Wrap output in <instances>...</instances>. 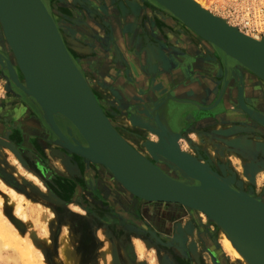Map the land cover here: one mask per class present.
Returning a JSON list of instances; mask_svg holds the SVG:
<instances>
[{"label":"rangeland","instance_id":"obj_1","mask_svg":"<svg viewBox=\"0 0 264 264\" xmlns=\"http://www.w3.org/2000/svg\"><path fill=\"white\" fill-rule=\"evenodd\" d=\"M95 1L91 6L85 0H47V5L65 45L69 48L73 46L75 50L79 49L75 57L76 63L83 70L89 89L115 130L128 144L132 139H138L142 143L146 140L157 142L158 138L154 131L157 125L152 116L156 113L154 106H157L159 99L164 95H170L180 101L188 99L199 104H210L211 102L201 103L200 97L189 98L184 90L188 87L194 93L202 91L206 85L203 78H210L214 81L217 90L212 99L217 97L221 88V98L224 99L226 112L231 115L203 121L201 118L208 117L205 115L207 112L200 111L203 116L199 118L193 116L188 128H185L182 126V121L188 122L192 112L199 110L194 106L191 115L184 114L183 110H188L187 106L183 107L184 102L176 104L167 100L158 110L159 117L172 129H176L175 132L178 134L176 142L182 151L195 156L197 151L195 149H199L201 153L213 157L219 165L222 164L220 166L229 167L232 171L241 170L242 175L236 174L231 185L249 189L254 197L262 199L264 197V126L257 124L247 115L238 113L245 111L241 109L238 111L233 101H236V96L240 94L241 100L245 99L250 104L247 103V106L251 110L252 106L254 111L259 112L260 115H255L264 121V89L258 86L252 87V96H248L251 100H247L245 89L254 85L255 80L248 74L242 73L244 69L240 68L239 64L227 58L213 44H207L196 36L156 1L117 0L118 3L113 1L110 3L113 5V12L110 14L100 6L101 1H98L99 3ZM203 1L210 12L237 26L243 16L246 14L251 16L250 11H244L248 5L254 12L259 8L261 11L264 10L260 5L254 6L258 0ZM136 3L138 7H134ZM100 11L105 12L106 17L111 21L104 19ZM263 12H260V19L256 17L257 15L253 17L261 30L259 34L261 37H264ZM129 15L131 17L128 18ZM119 18L123 20L122 22H127L129 19L134 21L137 18L139 23L136 29H132L133 26L127 28L131 29V31L127 30L128 35L124 40L127 58L122 55L113 36V31L115 33L117 27L112 29V26ZM90 22L94 23L95 27H91ZM119 32L121 33L120 29ZM68 33L71 38L68 37ZM136 33L142 36L140 39H144L145 42L147 40L154 42L152 43L157 46L155 48L166 57L169 69L164 71L160 67L162 64L160 54L152 50L149 60L139 63L138 56L144 45L134 46L132 41ZM0 36L3 40L1 27ZM140 39L139 37L137 39L139 43ZM147 43L153 46L152 43ZM8 50L10 51L9 48ZM216 50L219 51L218 55L215 54ZM128 59L135 64L137 74L131 71ZM13 61V65L21 75L20 84L24 87L22 74L14 57ZM219 61L223 64L221 69ZM217 63H220L218 67ZM150 66L152 68L148 71ZM173 77L176 82L172 80ZM127 85L131 88L130 91L126 88ZM143 107L149 110V114L141 111ZM171 116L179 118L181 123H177V120L176 124L172 123ZM228 128H232L233 133L224 135L216 132H221V129L229 131ZM237 136H242L241 142L247 141L249 151L253 152L250 155H255L249 161L252 162L250 168L239 161L245 156L240 150L243 145L238 148L225 141L229 137ZM243 136L246 139H243ZM9 145L13 150L6 146L0 147V150L3 148L2 150L6 152L5 160L3 161V157L0 156V162L6 169L7 176L14 180L18 188L0 176V264H12L10 256L16 259L17 264H235L232 256L224 251L217 239L213 238L205 214L192 211L179 203L138 198L126 191L106 169L107 173H105L101 164L73 152L68 151L66 156L63 150L61 152L53 149L48 153L47 163L50 167L53 165L49 161L58 163V168H61L65 177L72 179V175L75 173L78 175L79 169L75 166V162L73 164L70 161V157L80 158L85 166L95 168L93 174L105 175V180L113 191L116 190L120 194L122 189L133 198L132 201L127 202L125 211H122L123 209L117 211L109 204L103 205L100 199L94 202L92 193H90L91 197L80 196V202L83 204L74 202L72 196L67 200L62 199L59 194L63 196L67 192L70 193V181H59L55 185L54 182L57 180L48 167L38 163L40 173L32 171L26 166L14 145L12 143ZM59 153H62L61 156ZM44 157L46 159L45 155ZM148 160L161 165L165 173L175 175L184 182H196L183 176L173 166L167 168L164 164L167 162L162 157L154 160L153 157L148 156ZM64 164L70 165L74 174L70 173ZM28 173L36 176L41 184L30 180ZM243 180L250 187L244 188L247 184ZM63 183L65 184L61 188ZM8 187L22 195L21 203L8 192ZM169 209L172 210L171 215L165 217ZM180 210L182 213L179 212ZM153 213L157 220H165L166 234L163 235L151 228L148 217ZM64 245L70 251H68L69 257L62 253Z\"/></svg>","mask_w":264,"mask_h":264},{"label":"water","instance_id":"obj_2","mask_svg":"<svg viewBox=\"0 0 264 264\" xmlns=\"http://www.w3.org/2000/svg\"><path fill=\"white\" fill-rule=\"evenodd\" d=\"M154 1L168 9L170 14L177 16L181 22H185L190 30L195 28L205 34L210 43L220 49L224 55H226L225 51H228L235 58L245 60L264 55V51L258 47L241 44L231 39L228 34L215 26L213 18L203 13L190 0ZM1 24L35 94L23 88L10 69L11 79L26 96L31 97L37 104L44 123L57 137L61 134L55 129L52 118L54 114L48 110V105L55 107L58 111L56 114L63 116L69 122L85 144L84 146H77V149L82 152L81 157L101 165L102 163L105 164L107 168L103 167L121 186L123 185L125 190L127 189L126 191L131 190L151 201L181 203L195 206L221 220L248 221L257 225H264V204L223 183L208 168L195 161L187 153L181 154L176 142L177 132L159 117L158 110L167 100L176 104L180 102L192 104L199 111L213 114H207L208 117L201 120L216 119L222 115L229 116L231 114L226 112L224 99L221 98V88L217 97L210 104H199V102L188 99L180 101L170 95H164L157 102V106H154L156 113L153 114L152 118L157 125V129L154 131L158 140L155 143H149L152 157L156 159L162 157L169 165L180 171L183 176L197 183H178L163 172L156 176H145L141 169L143 161L139 158L140 156L138 157L137 153L121 139L103 116L86 83L82 82L78 85L73 82L72 73L75 64L63 46L55 23L49 24L51 32L49 52L51 58L53 57L57 62L59 72L62 75L60 77L61 84L55 86H48L42 82L29 59L26 45L25 0H0V27ZM234 57L232 59L238 62ZM129 65L131 68L133 63L129 61ZM132 68L131 71L137 74V70L135 72ZM241 101L240 94L236 96V101H233L238 111ZM251 108L250 113L237 112L247 115L257 124L264 126V121L256 116L260 115L259 112L254 111L252 106ZM141 111L149 114V110L144 109V107ZM220 133L227 134L226 130H222ZM62 137L65 139L64 136ZM64 139L57 141L65 148H69L67 144L70 142ZM0 145L13 150L9 144L1 140ZM97 146L100 147V150H97Z\"/></svg>","mask_w":264,"mask_h":264},{"label":"bare ground","instance_id":"obj_3","mask_svg":"<svg viewBox=\"0 0 264 264\" xmlns=\"http://www.w3.org/2000/svg\"><path fill=\"white\" fill-rule=\"evenodd\" d=\"M190 1L194 5H196L203 13H205L208 16H210L211 18H213V22H214L215 26L217 28H219L220 30L224 31L226 34H228L231 37V39H233L234 41H236L238 43H241V44H245V45L253 46V47H258L262 51H264V37H261V36L257 35L255 32L248 33V32L242 31V30L239 29V26L229 24L225 20V18H221V17L215 15L214 13L210 12L207 9L208 8V6H206L207 4L205 5L203 0H190ZM222 1L224 2V0H222ZM254 1H256V0H254ZM259 5L264 8V0H258V1H256V3H254V6H256V7L259 6ZM248 6H247V8H245L244 11H250L251 13L254 12V11H252L253 9H251ZM134 7H138L137 3H136V6H134ZM166 10H168V9H166ZM263 11H261V8H259L258 11H255L256 13L254 12V13H252V15H257L256 17L259 18L260 15H261L260 12L262 13ZM258 13H259V16H258ZM25 14H26V45H27V50H28V54H29V59H30V61L32 63V66H33L36 74L42 80V82H44L48 86H55V85L61 84V78L60 77L62 75L59 72V66H58L57 62L54 60V58L53 57H52L53 59L51 58L50 52H49L50 44H51V32L49 30V24H51V22L54 23V20H53L51 14L47 10V8H46V6H45V4L43 3L42 0H25ZM131 15L133 16L132 13H131ZM131 15H129L127 17L129 18V17H131ZM172 16L175 17L177 20H179L181 22V20L177 16H175L173 14H172ZM262 16H263V14H262ZM125 17L123 18V20L125 19ZM243 19H244L243 20L244 23L248 24L247 17L244 16ZM181 23H183L186 26L185 22L182 21ZM56 30H57V32H58V34L60 36V39H61V41L63 43V46H64L65 50L67 51L69 57L71 58V56H70V54H69V52H68V50L66 48L65 42L61 38V34L59 33L58 29H56ZM191 30L196 34V36H198L204 42H206L207 44L210 43L209 38H207V36H205V34H203L201 31H199V30H197L195 28H192ZM1 32H2V36H3V41L6 43V46L10 49V51L12 53V56L15 59V63L17 65L19 71L22 74V79H23L22 83L24 85V87L23 86L22 87L25 88L26 90L30 91L31 93L35 94L34 91L31 88L26 76H25V73L23 72V70H22V68H21V66H20V64L18 62L16 54H15V52H14L12 46H11V43H10V41L8 39V36H7L6 32H5L2 24H1ZM68 37L71 38L69 35H68ZM122 41L124 42V40H122ZM147 42H150V41L147 40L145 42V45H144L143 49H140V55L138 56L139 63L147 62L149 60V55H150L151 50H152V51L160 54V57H161L160 58L161 59L160 62H162L160 67L164 71L166 69H169V64H167L168 62H167L166 57L161 55V51H159V49L155 48V47H157L156 45L152 46L151 44H148ZM123 44H124V46H122L123 49H124V47L126 49L125 43H123ZM118 48H120V47L118 46ZM120 50H121V48H120ZM121 53H123L122 50H121ZM225 53H226L225 56H227V58L233 60L234 62H236L237 65L239 64L238 66L240 68L244 69V70H242L243 71L242 73L248 74L256 82V83L254 82V85H252V86H247V88L245 89L246 97H248V96L251 97L252 96V90H251L252 87H257L258 86L260 89L261 88L264 89V55L263 56L259 55V56L255 57V59L245 60V59H242V58L241 59H239V58L237 59V57L235 58L233 56V54H231L228 51H225ZM233 57L236 60H238V62L235 61L234 59H232ZM128 64H129V60H128ZM132 67L131 68L134 69V71H135L136 70V66L132 65ZM220 67L223 68V64L222 63H221ZM151 68L152 67L150 66L148 68V71H150ZM141 69L143 71V67H141ZM239 73H241V71H239ZM164 74H166V73H164ZM72 75H73V82L75 84L79 85V84H82V82H85L86 85L88 86V83H87V81L85 80V77H84L83 70L81 69V67L78 68L76 66V64H75V69H74ZM174 79H175V77L172 80L174 81ZM166 80L167 79H165V81ZM174 82H176V81H174ZM211 86H212V84H211ZM126 88H128V91L131 90L129 85H127ZM92 96H93L96 104L98 105L99 109L101 110L103 116L106 118V120L112 126V128L115 130V128L111 124L110 120L106 117V115H105L106 113L104 114V112H103L98 100L96 99V97L94 96L93 93H92ZM247 100L250 101L251 99H249V97H248ZM245 101H246L245 99H244V101L242 99V101L239 103V105H240L239 107H240L241 110L245 111L246 113H250L251 112L250 108L247 106V101L246 102ZM48 110L50 112H52L54 115L58 112L56 110V108L51 106V105H48ZM191 116H194V117L197 116L199 118V117H202L203 114L200 111L199 112H192ZM205 117H202V118L204 119ZM176 118H177L176 116L173 117V122L172 123L176 124V120H177V123L180 122V119L179 118L176 119ZM182 124H183V121H182ZM182 124H180V125H182ZM143 126H145V124ZM231 129L232 128H228L229 131H226V133L227 134L233 133V131ZM221 130H223V129H221ZM225 130H227V129H225ZM117 134L121 137V139L123 141H125L123 139V137L118 132H117ZM63 139L64 138L62 137V135L58 136V138H57V140H59V141H62ZM241 139H242V136L241 137L237 136L236 138L235 137H233V138L229 137L225 141H227V143L229 142V144L236 145L235 147H238V148H240L239 147L240 145H241V147L243 145L244 149L242 148L240 150H241V153L243 155H245V156L241 157L239 159V161L241 163H243L245 166L250 168V165H251L252 162L250 163L249 161H251L255 155H250L253 152L249 151L250 148H248V146L246 145L247 141L243 140L244 142H241ZM243 139H246V138L243 136ZM57 140H55L54 142L59 144ZM72 141L73 142H70V143L67 144V145H69L70 149L69 148H65L61 144H59V145L62 148V150H63V152H64V154L66 156H67L68 151H69V152H73L74 154H76V155L81 157L82 152L79 149H77V146H84L85 144H83L81 141L79 142L75 136H72ZM150 142L146 140L144 143H142L138 139H136V140L132 139V142H129L130 144H128L127 142L126 143L133 151H135V153H137L138 157L140 156L139 158L143 161L142 167H141L143 174L145 176H156L160 172H163V173H165V172L163 171V168H162L161 165L152 163L151 160H148V156L152 157L151 151L149 149V148H151V146L149 145ZM132 143H134V145ZM232 145H230V146H232ZM96 148H97V150H100V147L97 146ZM245 148H246V150H245ZM178 150L181 152V154H183L184 151H182L179 147H178ZM195 151H196V155L195 156L191 155V154H188V153L187 154L189 156H191L195 161L199 162L204 167L208 168L210 170V172L213 173L217 178H219L223 183L229 185L230 187H232L233 189H235L237 191L240 190V192H242V193L244 192L247 196L255 198L259 202L264 204V197L261 196L262 199L261 198H256L249 191V189L245 190V189L237 187V186H235V188H234V186L231 185L232 182H233L234 176H236V174H239L240 176L242 175V171L241 170H239V171H234L233 170L232 171V169H230L229 167H225L224 168V167L220 166L222 164L219 165L215 161V159L213 157H210L207 154L201 153L199 149H195ZM61 154L59 153L60 156H61ZM154 160H157V159L154 158ZM164 164L167 165V166L165 165L167 168H171V165H169L167 163H164ZM247 164H249V166ZM64 166H65V168H68L67 170L70 173L74 174L72 172L73 170L71 171L72 168H70L71 167L70 165L64 164ZM102 166H105V164L102 163ZM165 174L168 175V177H170L172 180H174V181H176L178 183H183L184 182V181H182V179L178 178L175 175L167 174V173H165ZM27 175L30 178V180H33L37 184H41L40 181H38V178L36 176H34L33 174L28 173ZM244 183L249 185L245 181H244ZM247 185H244V188L250 187V185L249 186H247ZM7 189H8V192L11 193L14 196V198H16V200L19 203L22 202L23 199H22V195L21 194H18V192L16 193L13 190V188H9L8 187ZM63 191H65V190L63 189ZM128 192H130V194H133L134 196H136L138 198H141V199H144V200H149L148 198H145L143 196H140L138 194L133 193L131 190H129ZM153 201H155V200H153ZM179 204H181V203H179ZM181 205L189 208L192 211H196L198 213L200 212V213H203V214L206 215L205 216L206 217V223H207V225L209 227L210 232L212 233L213 238L217 239L219 241L220 245L223 247L224 251H226L229 255L232 256L233 262L235 264H264V225H257V224L249 223L248 221H246V222H234L232 220H221V219H218V218H216L215 216H213L211 214H208V213L202 211L201 209H199V208H197L195 206H188V205H184V204H181ZM28 247L30 249H32V246L30 244H28ZM62 247H63L62 248L63 255L65 253V255L69 257V254H68L69 250L67 249V246L64 245ZM9 259L12 262V264H17L16 263V259H14V257L10 256Z\"/></svg>","mask_w":264,"mask_h":264},{"label":"flooded vegetation","instance_id":"obj_4","mask_svg":"<svg viewBox=\"0 0 264 264\" xmlns=\"http://www.w3.org/2000/svg\"><path fill=\"white\" fill-rule=\"evenodd\" d=\"M42 1L45 4L47 10H49L47 5V0H42ZM85 1L86 2L88 1L89 5L95 4L96 2L95 0H85ZM98 1L101 2L99 3ZM113 1L118 3V1L120 0L118 1L103 0V2L102 0H97L100 6L103 7L104 11H106L108 14L113 12L112 10L113 5L110 4L113 3ZM100 15H102V17L106 19L108 22L111 21V19L106 17L105 12L100 11ZM114 17L117 18V16ZM63 21L65 22V20ZM94 23L90 22L91 27H95ZM138 25L139 23L137 21V18L134 21L133 20L131 21L129 19V21L127 22L125 21L122 22L119 18L113 23L112 29L114 27H117L115 33L113 31V36L115 38L116 44L123 51L122 55H124V57L126 58L128 57V54L127 51L122 47L124 45L123 44L124 42L122 40H125L126 35H128L127 30L131 31V29H127V28L133 26L131 28L136 29ZM118 27L121 33L119 32ZM67 35H69V33ZM138 37L140 39V37L142 36L136 33L135 38L132 41L134 46L145 45L144 39H140V43L138 42L137 40ZM149 41L150 43L153 42L151 40ZM66 48L74 63L77 65V67H79L75 59L77 53H79L77 52L79 49L75 50L76 49L75 47L71 46L69 48V46L67 45ZM218 53L219 52L216 50L215 54L218 55ZM13 62H14L13 56H11L10 51L8 50L7 46L5 45V43L3 42L0 36V87H1L0 90H2V92L0 93V138H4L10 143L13 142L12 144L14 145V148L17 150L18 154L23 159L26 166L32 171L39 174L40 166L38 165V163H40L44 167H48V169L52 171L51 172L52 174L54 173L53 176L55 180H57V181L54 180L55 185L59 181L61 182L70 181L69 182L71 188V190H69L70 193L68 194L67 192L63 196L59 194L61 198L63 197L62 199L67 200L69 197L72 196V200L74 202H79V204H83L82 202H80V196L85 195L91 197L90 193H92V197H93L92 199L94 202L100 199L101 200L100 202L103 205L109 204L112 205L117 211L122 209H123L122 211H125L127 209L126 208L127 202L129 200L132 201L133 198H131L129 194L124 192L122 189H120V194L116 190L113 191V189L109 187V184L105 180L104 177L105 175L102 176L96 173L93 174L94 173L93 169L95 170V168L89 165L85 166L84 162L80 158L74 159L73 156L70 157L71 158L70 161L73 164L75 162L76 163L75 166L78 167L79 169V170L77 169L79 171L78 175H76L77 173H75L74 175L71 176L72 179H69V177L60 176V174H56V171L53 170V167H50L48 165L47 163L48 153L52 152L53 149L55 150L58 149L61 150L62 152V148L61 147L59 148L57 145L54 144L55 136L50 132L47 125L44 123L41 117L40 109L37 106V104L33 101L31 97L26 96L11 79L9 72L10 69L13 72H15L14 73L15 79L19 83L21 80V75L17 71L16 67L13 65ZM133 65L135 64L133 63ZM218 65L219 63H217V66ZM195 86H197V84H195ZM52 118L58 130L60 129L59 132L62 134V136L65 137V139H67L69 142H73L72 136H75L79 142L81 141L83 143V139L79 136L77 132H75L74 128L69 124V122L63 116L56 114L53 115ZM44 155L47 157L46 159ZM103 170H105V168ZM106 170L105 173H107ZM0 176L6 179L11 185L18 188L17 184H14V180L10 176H7L6 170L3 168L2 165H0ZM64 184L65 183L61 185V188H63ZM194 184H196V182ZM53 185L54 184H52V187ZM128 196L130 197V199H128L129 198ZM173 204H177V203H173ZM171 212L172 210L169 209V212L166 213L165 217L171 215L170 214ZM179 212L182 213L181 210ZM181 213H179V215ZM165 217L163 216L164 219ZM148 222H150L151 228L153 230H157L163 235L166 234L165 228L167 224L165 220L163 221L160 219L157 220L153 213L150 217H148Z\"/></svg>","mask_w":264,"mask_h":264},{"label":"crops","instance_id":"obj_5","mask_svg":"<svg viewBox=\"0 0 264 264\" xmlns=\"http://www.w3.org/2000/svg\"><path fill=\"white\" fill-rule=\"evenodd\" d=\"M204 79V82L206 83V85H205V87H204V89L202 90V91H199V92H196V93H194V92H192V89H190V88H185L184 90H185V95L186 96H188L189 98H191V99H197L198 97H200L199 99V101H203V102H205V103H210L213 99V97H214V95H216L215 93H216V87H215V84H214V81L211 79L210 80V78H203ZM211 84H212V86H211ZM210 85V86H209ZM213 91V92H212ZM215 91V92H214ZM204 93V95H202ZM199 94V95H198ZM185 106H187V108H188V110L187 111H185V109L183 110V112H184V114H187V113H189V115H191V110L192 109H195L194 108V105H192V104H188V105H183V107H185ZM40 113H41V111H40ZM207 114H209V113H206L205 115H207ZM212 114V113H211ZM210 115V114H209ZM213 115V114H212ZM173 118V116H171L170 117V121H171V119ZM192 119H193V116L192 117H190L189 118V121L188 122H185V121H183V126L186 128L187 126H188V124L192 121ZM200 120V119H199ZM196 121V120H195ZM54 125H55V123H54ZM188 128V127H187ZM49 129V128H48ZM55 129L57 130V132H59V130H58V128H57V126L55 125ZM50 130V129H49ZM173 130H176V129H173ZM51 132V131H50ZM52 133V132H51ZM60 133V132H59ZM53 134V133H52ZM61 134V133H60ZM54 136H55V140H57V136L55 135V134H53ZM62 135V134H61ZM0 140L1 141H3V142H5V143H7V144H10V142L9 141H7L6 139H4V138H0ZM11 143H13V142H11ZM54 144L55 145H57L59 148H60V145L59 144H57V143H55L54 142ZM4 145H0V147H3ZM5 147V146H4ZM201 148H204V147H201ZM3 148H1V150H0V156H2L3 158V161L5 160V156H6V152L4 151V150H2ZM205 149H207V148H205ZM47 158V157H46ZM47 159H49V158H47ZM53 166H51V167H55V169L53 168V170L54 171H56V174H60V176H64V174H62V173H64V172H62L58 167V163H55V162H52V161H49ZM55 163V164H54ZM0 165H2V163L0 162ZM3 166V165H2ZM6 170V169H5ZM75 170V169H74ZM76 171V170H75ZM70 190H71V188H69Z\"/></svg>","mask_w":264,"mask_h":264},{"label":"built area","instance_id":"obj_6","mask_svg":"<svg viewBox=\"0 0 264 264\" xmlns=\"http://www.w3.org/2000/svg\"><path fill=\"white\" fill-rule=\"evenodd\" d=\"M243 17L240 19L239 28L243 29L245 32H248V33L255 32L257 35H259L261 30L259 29V26L256 24L255 19H253V17L255 16L252 15V13H251V16H248L247 14L245 15V17H247L248 24L244 23Z\"/></svg>","mask_w":264,"mask_h":264}]
</instances>
